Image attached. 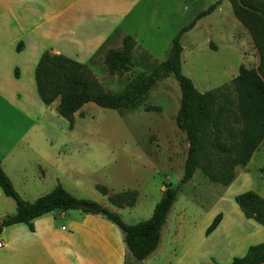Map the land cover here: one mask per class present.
<instances>
[{
	"label": "rangeland",
	"instance_id": "obj_1",
	"mask_svg": "<svg viewBox=\"0 0 264 264\" xmlns=\"http://www.w3.org/2000/svg\"><path fill=\"white\" fill-rule=\"evenodd\" d=\"M216 1L141 0L136 14L125 24L140 45L132 52L129 70L110 73L104 62H99L89 65L92 74L109 92L119 94L131 88L167 58L179 29ZM180 42L181 73L201 92L229 84L241 65L256 68L259 64L251 34L233 14L232 0H221L214 11L182 34ZM180 98L176 78L168 75L158 78L134 106L114 109L85 103L74 114L71 126L56 110L50 119V137L53 142H62L60 152L66 154L68 172L57 176L58 180L56 173L50 174L39 190L19 187L16 191L32 202L57 181L76 198L117 212L128 224L148 219L162 188L177 187L184 172L188 142L175 122ZM146 105L156 109L146 110ZM263 167L264 140L246 166L236 167V176L227 186L197 169L179 189L163 228L161 249L177 253L181 239L175 238V231L182 225V214L191 224L185 232L188 239L182 244L186 257L180 264H227L233 257L243 256L250 245L263 242L264 226L245 218L235 201L236 195L248 190L264 197ZM96 185L106 186L108 195L135 190L136 202L132 207L118 208ZM3 197L0 209L4 217L15 213L16 204ZM80 211L69 213L78 215ZM216 217L221 221L211 229Z\"/></svg>",
	"mask_w": 264,
	"mask_h": 264
},
{
	"label": "crops",
	"instance_id": "obj_2",
	"mask_svg": "<svg viewBox=\"0 0 264 264\" xmlns=\"http://www.w3.org/2000/svg\"><path fill=\"white\" fill-rule=\"evenodd\" d=\"M140 1L0 0V160L17 191L19 187L39 190L50 174L56 173L58 180L68 172L66 154L60 152L62 142H53L49 131L59 98L43 103L35 83L41 55L61 54L88 66L103 63L106 50L120 48L129 35L125 24ZM135 41L133 51L140 46ZM51 185L46 193L57 181ZM3 196L0 190V204ZM69 211L56 209L33 219L31 226L5 227L0 233V264H180L186 257L182 244L191 222L185 214L175 231V238L181 239L177 253L161 249L168 217L158 247L139 262L110 217ZM2 213L0 209V221Z\"/></svg>",
	"mask_w": 264,
	"mask_h": 264
},
{
	"label": "trees",
	"instance_id": "obj_3",
	"mask_svg": "<svg viewBox=\"0 0 264 264\" xmlns=\"http://www.w3.org/2000/svg\"><path fill=\"white\" fill-rule=\"evenodd\" d=\"M220 3L221 0H217L199 11L172 38L167 58L139 83L122 93L109 92L87 64L61 54L45 51L35 66V83L42 102L48 105L59 98L57 111L70 126L73 125L74 114L85 103L93 102L114 109L131 107L145 97L158 78L168 75L176 78L181 98L175 122L185 133L188 142L184 172L178 186H165L152 215L136 224L124 222L117 212L106 208L101 211L120 227L130 253L139 262L158 247L161 230L179 189L192 179L197 169L210 180L227 186L236 176V167L246 166L264 140V0H232L234 16L249 31L257 49L259 64L256 68L241 65L229 84L205 92L198 90L192 80L181 73L182 34L214 11ZM135 45L136 41L131 35L124 36L122 46L110 49L104 58L107 70L110 73L129 70ZM145 109L156 107L146 105ZM79 114L82 115V112ZM262 170L264 172V167ZM96 189L108 195L106 186L96 185ZM0 190L16 204L15 213L4 216L0 221V233L5 227L16 224L31 226L33 219L56 209L93 212L81 206L87 201L76 198L60 183L32 202L24 200L3 171L1 160ZM136 197L137 191L125 190L109 194L107 198L112 205L124 208L134 206ZM235 201L245 218L264 226V197L248 190L236 195ZM220 221L221 218L216 217L211 229ZM227 264H264V241L250 245L243 256H235Z\"/></svg>",
	"mask_w": 264,
	"mask_h": 264
},
{
	"label": "water",
	"instance_id": "obj_4",
	"mask_svg": "<svg viewBox=\"0 0 264 264\" xmlns=\"http://www.w3.org/2000/svg\"><path fill=\"white\" fill-rule=\"evenodd\" d=\"M81 206L96 213H101L103 208L102 205L100 204L90 203V202H83Z\"/></svg>",
	"mask_w": 264,
	"mask_h": 264
},
{
	"label": "built area",
	"instance_id": "obj_5",
	"mask_svg": "<svg viewBox=\"0 0 264 264\" xmlns=\"http://www.w3.org/2000/svg\"><path fill=\"white\" fill-rule=\"evenodd\" d=\"M3 246V243L0 241V247H2Z\"/></svg>",
	"mask_w": 264,
	"mask_h": 264
}]
</instances>
